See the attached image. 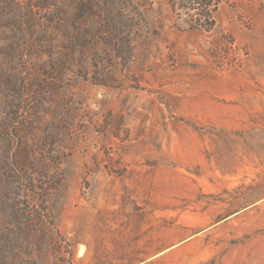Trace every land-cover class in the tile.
<instances>
[{
    "label": "rangeland",
    "instance_id": "374dc122",
    "mask_svg": "<svg viewBox=\"0 0 264 264\" xmlns=\"http://www.w3.org/2000/svg\"><path fill=\"white\" fill-rule=\"evenodd\" d=\"M130 1L0 0V264H264V0Z\"/></svg>",
    "mask_w": 264,
    "mask_h": 264
},
{
    "label": "trees",
    "instance_id": "16d2710c",
    "mask_svg": "<svg viewBox=\"0 0 264 264\" xmlns=\"http://www.w3.org/2000/svg\"><path fill=\"white\" fill-rule=\"evenodd\" d=\"M114 7V9L117 11V14L121 16L122 18L128 19V21L131 24V27H139V20H143L142 18H138V12H136V9L132 5V2L130 0H110ZM229 0H179L178 6H182L181 13L177 14V19L181 20V22L185 25H187V30H203V31H210L214 28L216 19L215 15L217 12V8L220 3L228 2ZM89 3H84L85 8L88 7ZM174 6L175 3H171L172 11L174 12ZM84 8V9H85ZM90 10V9H89ZM83 12V11H82ZM81 19L84 20V17H81ZM109 19L106 21L109 23ZM143 22V21H142ZM180 29V27H177ZM71 38L74 40V42H80L82 39H80L77 31L74 30V26L72 27L71 32ZM86 46V45H85ZM98 54H95L96 56ZM93 61V67L95 68L97 66V63L94 59H91ZM108 62V61H107ZM109 69L105 63V65L101 69V76L103 77H95V82H97L100 85L106 84V79L104 77L107 75ZM27 162L30 164V160L26 159ZM24 165L29 166V164H26L25 161Z\"/></svg>",
    "mask_w": 264,
    "mask_h": 264
},
{
    "label": "crops",
    "instance_id": "0c3cea01",
    "mask_svg": "<svg viewBox=\"0 0 264 264\" xmlns=\"http://www.w3.org/2000/svg\"><path fill=\"white\" fill-rule=\"evenodd\" d=\"M81 249L83 254L79 255V251L76 254L79 264H146L151 258L148 256V258L144 257L138 260L135 252L132 255L124 254L121 252L122 247L119 244L114 246L113 244L99 243L96 248L90 251Z\"/></svg>",
    "mask_w": 264,
    "mask_h": 264
},
{
    "label": "bare ground",
    "instance_id": "6f19581e",
    "mask_svg": "<svg viewBox=\"0 0 264 264\" xmlns=\"http://www.w3.org/2000/svg\"><path fill=\"white\" fill-rule=\"evenodd\" d=\"M83 254V250L81 249L80 251H79V255H82Z\"/></svg>",
    "mask_w": 264,
    "mask_h": 264
}]
</instances>
